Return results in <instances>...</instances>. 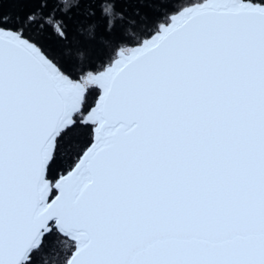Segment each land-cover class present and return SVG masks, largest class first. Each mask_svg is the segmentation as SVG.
I'll return each mask as SVG.
<instances>
[{
  "label": "snow or ice",
  "instance_id": "1",
  "mask_svg": "<svg viewBox=\"0 0 264 264\" xmlns=\"http://www.w3.org/2000/svg\"><path fill=\"white\" fill-rule=\"evenodd\" d=\"M119 2L0 0V264H264V0Z\"/></svg>",
  "mask_w": 264,
  "mask_h": 264
},
{
  "label": "trees",
  "instance_id": "2",
  "mask_svg": "<svg viewBox=\"0 0 264 264\" xmlns=\"http://www.w3.org/2000/svg\"><path fill=\"white\" fill-rule=\"evenodd\" d=\"M91 2L95 5L91 8L92 15H85L81 17V22L79 23V28L83 29V32L76 33L74 32L69 36L67 41H64L63 44L60 43L54 36H50L45 34V38L50 47L57 49V51L61 50L64 46H68L71 48L72 54L75 55L77 51H81L84 53L85 57L89 55L90 51V42L88 38V29L97 22V18L100 16L101 6L112 3V0H91ZM177 6H182L189 2V0H174ZM118 8L128 7L127 0H120L117 3ZM2 8L6 12H27L29 9V5L21 4V3H12V2H4L2 4ZM70 12L72 9L69 10Z\"/></svg>",
  "mask_w": 264,
  "mask_h": 264
}]
</instances>
